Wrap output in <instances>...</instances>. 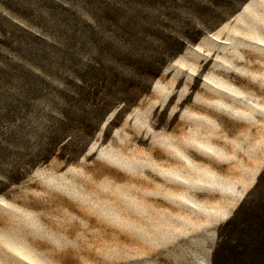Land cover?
I'll list each match as a JSON object with an SVG mask.
<instances>
[{
	"label": "rangeland",
	"instance_id": "374dc122",
	"mask_svg": "<svg viewBox=\"0 0 264 264\" xmlns=\"http://www.w3.org/2000/svg\"><path fill=\"white\" fill-rule=\"evenodd\" d=\"M256 43L264 0H0V264H214L240 205L264 228Z\"/></svg>",
	"mask_w": 264,
	"mask_h": 264
},
{
	"label": "trees",
	"instance_id": "16d2710c",
	"mask_svg": "<svg viewBox=\"0 0 264 264\" xmlns=\"http://www.w3.org/2000/svg\"><path fill=\"white\" fill-rule=\"evenodd\" d=\"M241 207L242 205L236 209L235 215L227 224V226L231 225V231L227 232V235H220L219 237L213 251L214 264H246V260H244L246 257L254 264H264L262 260L264 256V233H260V231H264V228L260 226L254 229L255 221L252 222L249 219L248 212L239 214ZM245 223H248V229L244 227ZM250 227L253 233L256 234L258 231L256 236L251 235ZM242 237L243 246H240L238 241ZM249 264L251 263L249 262Z\"/></svg>",
	"mask_w": 264,
	"mask_h": 264
},
{
	"label": "bare ground",
	"instance_id": "6f19581e",
	"mask_svg": "<svg viewBox=\"0 0 264 264\" xmlns=\"http://www.w3.org/2000/svg\"><path fill=\"white\" fill-rule=\"evenodd\" d=\"M256 44H258L261 47H264V44L263 43H256Z\"/></svg>",
	"mask_w": 264,
	"mask_h": 264
}]
</instances>
